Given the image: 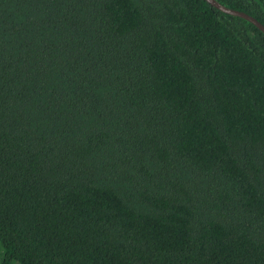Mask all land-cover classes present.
Here are the masks:
<instances>
[{"label":"trees","instance_id":"trees-1","mask_svg":"<svg viewBox=\"0 0 264 264\" xmlns=\"http://www.w3.org/2000/svg\"><path fill=\"white\" fill-rule=\"evenodd\" d=\"M0 242L264 264V32L207 0H0Z\"/></svg>","mask_w":264,"mask_h":264},{"label":"water","instance_id":"water-1","mask_svg":"<svg viewBox=\"0 0 264 264\" xmlns=\"http://www.w3.org/2000/svg\"><path fill=\"white\" fill-rule=\"evenodd\" d=\"M210 4H213L214 6H216L217 8H219L220 10L235 15V16H239L242 18H245L249 21H251L252 23H254L258 28H260L263 32H264V24L261 23L258 19H256L255 17L249 15L246 12L240 11V10H236L233 8H229L223 4H221L219 1L217 0H207Z\"/></svg>","mask_w":264,"mask_h":264},{"label":"rangeland","instance_id":"rangeland-1","mask_svg":"<svg viewBox=\"0 0 264 264\" xmlns=\"http://www.w3.org/2000/svg\"><path fill=\"white\" fill-rule=\"evenodd\" d=\"M4 256H5V250H4V247L2 246V244L0 242V264L3 263ZM12 264H20V263L18 261L14 260L12 262Z\"/></svg>","mask_w":264,"mask_h":264}]
</instances>
